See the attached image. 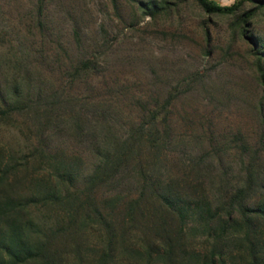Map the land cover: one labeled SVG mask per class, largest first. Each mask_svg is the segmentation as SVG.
<instances>
[{
    "label": "trees",
    "instance_id": "16d2710c",
    "mask_svg": "<svg viewBox=\"0 0 264 264\" xmlns=\"http://www.w3.org/2000/svg\"><path fill=\"white\" fill-rule=\"evenodd\" d=\"M196 1L207 14L238 16L243 34L257 10L264 11V0H250L256 7L245 11V0ZM169 5L151 0L140 10L156 17ZM16 38V73L8 77L0 64V125L32 137L26 149L0 139V264H118V252L137 264H264V151L244 148L235 180L225 179L234 169L222 150L205 151L195 142L189 146L194 158L179 157L168 149L173 126L162 113L170 99L118 135L102 106L70 111L71 101L40 81L43 60ZM95 60L80 57L72 76L89 72ZM61 133L86 142L85 154L62 148L54 137ZM42 209L51 215L36 217ZM189 222L206 245H190ZM88 227L104 235L90 261L81 240Z\"/></svg>",
    "mask_w": 264,
    "mask_h": 264
},
{
    "label": "rangeland",
    "instance_id": "374dc122",
    "mask_svg": "<svg viewBox=\"0 0 264 264\" xmlns=\"http://www.w3.org/2000/svg\"><path fill=\"white\" fill-rule=\"evenodd\" d=\"M148 1L0 0V64L8 77L16 73L13 41L24 39L23 50L43 60L40 81L69 99L70 111L105 108L121 136L170 99L162 112L169 115L175 138L168 149L187 160L194 158L189 146L195 142L205 151L222 150L234 169L225 179L235 180L244 148L264 151V83L257 68L261 55L264 63V11L257 10L243 34V27H236L238 16L207 14L196 0H169V10L156 17L141 12V3ZM250 7L256 3L245 0L241 11ZM82 56L94 57L97 64L74 77L73 66ZM31 137L26 130L0 125L5 145L26 149ZM54 137L68 152L88 149L66 133ZM50 215L42 209L36 217ZM192 225L190 245H206L205 234ZM103 236L95 228L85 230L81 240L88 261L97 257ZM125 256L117 253L118 264H137ZM69 261L74 262L72 253Z\"/></svg>",
    "mask_w": 264,
    "mask_h": 264
},
{
    "label": "water",
    "instance_id": "95a60500",
    "mask_svg": "<svg viewBox=\"0 0 264 264\" xmlns=\"http://www.w3.org/2000/svg\"><path fill=\"white\" fill-rule=\"evenodd\" d=\"M213 1H216L217 2L218 0H213Z\"/></svg>",
    "mask_w": 264,
    "mask_h": 264
}]
</instances>
